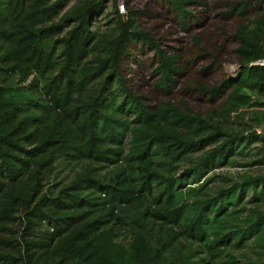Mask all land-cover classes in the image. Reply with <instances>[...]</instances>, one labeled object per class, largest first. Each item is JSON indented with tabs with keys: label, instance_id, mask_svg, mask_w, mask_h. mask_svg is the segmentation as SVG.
<instances>
[{
	"label": "trees",
	"instance_id": "trees-1",
	"mask_svg": "<svg viewBox=\"0 0 264 264\" xmlns=\"http://www.w3.org/2000/svg\"><path fill=\"white\" fill-rule=\"evenodd\" d=\"M107 1L0 0V264H264V0Z\"/></svg>",
	"mask_w": 264,
	"mask_h": 264
},
{
	"label": "rangeland",
	"instance_id": "rangeland-1",
	"mask_svg": "<svg viewBox=\"0 0 264 264\" xmlns=\"http://www.w3.org/2000/svg\"><path fill=\"white\" fill-rule=\"evenodd\" d=\"M209 1H213V0H209ZM135 2H136V4H137L138 6H140V5H144V4H145V0H135ZM107 3H108V8L110 9V7L113 5V3H112L111 0H108ZM123 8H124V7H123ZM100 23H101V22H100ZM182 34H183V33H182ZM183 36H184V38H182V41L186 42V41H187V40H186V37H185V35H183ZM233 65H234V62H227V63L225 64V71H226V73H227V70L230 69ZM234 78H236V77H234ZM237 158H238L240 161H243V160H244V158H242V157H240V156H237ZM226 169L231 170V172L236 171V172H239V173H243L244 169H248V168L241 169V168H232V167L228 168V167H227ZM259 170H260V169H259ZM251 171H252V172H256V171H258V169H256V168H252ZM261 171L264 172V167L261 168ZM67 174H68V170H65V171H63V170H62V171H58V172L56 173V177L53 178V181H58V180H60V179H62V178H65V175H67Z\"/></svg>",
	"mask_w": 264,
	"mask_h": 264
},
{
	"label": "built area",
	"instance_id": "built-area-1",
	"mask_svg": "<svg viewBox=\"0 0 264 264\" xmlns=\"http://www.w3.org/2000/svg\"><path fill=\"white\" fill-rule=\"evenodd\" d=\"M255 64H258V65L264 64V59H261L260 61L256 62ZM239 72H240V66L237 64H234L230 69L227 70V73H228L229 77H231V78L238 77Z\"/></svg>",
	"mask_w": 264,
	"mask_h": 264
},
{
	"label": "water",
	"instance_id": "water-1",
	"mask_svg": "<svg viewBox=\"0 0 264 264\" xmlns=\"http://www.w3.org/2000/svg\"><path fill=\"white\" fill-rule=\"evenodd\" d=\"M124 0H118V3H119V5L121 6V8H123L124 7ZM250 134H258L259 133V131L257 130V129H254V130H252V131H250L249 132Z\"/></svg>",
	"mask_w": 264,
	"mask_h": 264
}]
</instances>
